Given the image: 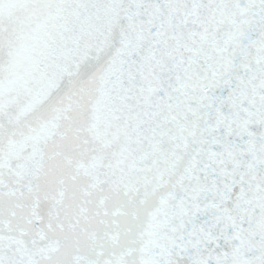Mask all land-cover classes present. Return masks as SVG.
I'll return each mask as SVG.
<instances>
[{"label": "snow or ice", "instance_id": "6c2138e0", "mask_svg": "<svg viewBox=\"0 0 264 264\" xmlns=\"http://www.w3.org/2000/svg\"><path fill=\"white\" fill-rule=\"evenodd\" d=\"M0 264H264V0H0Z\"/></svg>", "mask_w": 264, "mask_h": 264}]
</instances>
